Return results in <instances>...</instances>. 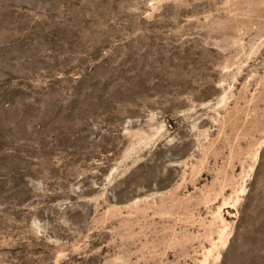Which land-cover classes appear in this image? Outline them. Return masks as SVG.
I'll return each mask as SVG.
<instances>
[{
	"label": "rangeland",
	"instance_id": "rangeland-1",
	"mask_svg": "<svg viewBox=\"0 0 264 264\" xmlns=\"http://www.w3.org/2000/svg\"><path fill=\"white\" fill-rule=\"evenodd\" d=\"M0 264H264V0H0Z\"/></svg>",
	"mask_w": 264,
	"mask_h": 264
},
{
	"label": "bare ground",
	"instance_id": "bare-ground-1",
	"mask_svg": "<svg viewBox=\"0 0 264 264\" xmlns=\"http://www.w3.org/2000/svg\"><path fill=\"white\" fill-rule=\"evenodd\" d=\"M234 203H235V201H234L233 203H230L228 206H226V203H223V205L226 206V207H233V206H234ZM224 206H223V207H224ZM222 232H223V231H222Z\"/></svg>",
	"mask_w": 264,
	"mask_h": 264
}]
</instances>
